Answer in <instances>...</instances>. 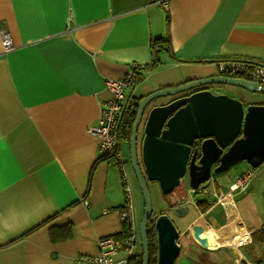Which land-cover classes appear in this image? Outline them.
<instances>
[{"label": "crops", "instance_id": "crops-1", "mask_svg": "<svg viewBox=\"0 0 264 264\" xmlns=\"http://www.w3.org/2000/svg\"><path fill=\"white\" fill-rule=\"evenodd\" d=\"M1 31L10 35L13 49L4 52L0 37V264H77L78 257L95 255L99 239L121 234L125 186L138 230L144 202L129 144H120L119 165L101 157L89 132L102 104L112 99L107 81L150 65L156 55L157 66L125 91L136 102L219 76V60L264 65V0H0ZM156 40L167 43L154 53ZM225 89L215 93L226 92L245 107L264 105L260 93ZM170 99L158 98L145 109L137 151L147 112ZM248 168L235 177L215 175L198 191L181 186L165 196L172 197L173 208L188 207L178 217L174 264H264L262 249L249 246L251 234L264 229V166L243 192L228 193ZM225 193L248 238L235 248H203L193 229L219 231L227 211L217 199ZM202 199L215 200L204 213L196 206ZM123 255L120 250L114 259ZM140 255L137 236L130 260Z\"/></svg>", "mask_w": 264, "mask_h": 264}, {"label": "water", "instance_id": "water-1", "mask_svg": "<svg viewBox=\"0 0 264 264\" xmlns=\"http://www.w3.org/2000/svg\"><path fill=\"white\" fill-rule=\"evenodd\" d=\"M212 84L264 95V85L258 81L210 76L154 91L137 104L128 144L129 163L144 202L138 226L142 264H148L146 228L152 215L147 182L156 183L162 196H168L187 177L195 192L208 184L211 173L222 174L242 161L251 169L264 163V105L245 107L239 99L201 88ZM163 97L171 99L146 114L138 158V129L145 109ZM172 210L181 217L188 207ZM153 229L156 264H174L180 253L177 228L168 215L161 214L155 218ZM203 233L200 226L193 229V238L205 248Z\"/></svg>", "mask_w": 264, "mask_h": 264}, {"label": "built area", "instance_id": "built-area-1", "mask_svg": "<svg viewBox=\"0 0 264 264\" xmlns=\"http://www.w3.org/2000/svg\"><path fill=\"white\" fill-rule=\"evenodd\" d=\"M168 0H160L164 5ZM1 46L4 52L13 49L10 35L0 32ZM140 66H133L131 72L123 79L117 81H107L106 86L112 95V99L103 103L96 125L89 128V132L96 136L99 142V152L102 158L113 160L115 163H123V155L120 150L118 124L124 109L127 105H132L133 101L125 97V91L129 89L134 81L133 71ZM216 68L219 76L234 77L248 81H258L264 85V66H250L242 62H218ZM255 178L251 168L243 172L237 182L230 187L229 192H243L246 187ZM126 203L121 211V219L130 223L129 235L122 240L114 237L101 238L97 242V253L92 256H81L77 258V264H129L132 252L137 241V231L131 224V205L129 189L125 186ZM219 202V198L217 199ZM122 250L126 257L121 260H115L114 255Z\"/></svg>", "mask_w": 264, "mask_h": 264}, {"label": "trees", "instance_id": "trees-1", "mask_svg": "<svg viewBox=\"0 0 264 264\" xmlns=\"http://www.w3.org/2000/svg\"><path fill=\"white\" fill-rule=\"evenodd\" d=\"M167 43L166 41H161V40H156L153 48H154V53L157 51L158 48L164 49L165 46L162 45ZM163 47V48H161ZM242 62L246 63L250 66H264L261 64H257L255 62L251 61H240V60H219V62ZM218 62V61H217ZM215 63V62H214ZM158 64L156 55L154 57V61L147 66H140L138 69H134L133 71V76H134V81L138 80V78H141V72H148L151 71L154 67H156ZM133 81V83H135ZM133 101V100H131ZM140 100L132 103V105H127L126 109H124L122 116L120 118L119 124H118V135H119V141L120 142H129L130 136H131V129L132 125L134 123L136 113H137V104ZM250 168V167H249ZM148 188V184H147ZM215 203V200H197L196 206L198 210L201 213H204L207 211L213 204ZM171 208L175 207V205H170ZM153 222L154 220L152 218L149 219L147 228H146V234H147V240H148V264H156V239H155V234H154V229H153ZM129 230H130V223L128 221H123L122 222V231L121 234L118 236L117 240H122L123 238H126L129 235ZM249 246H258L262 249L263 255H264V229H259L251 234V243ZM131 262L130 264H142V255L138 257V259H131L129 260ZM253 264H262L261 260H254L253 259Z\"/></svg>", "mask_w": 264, "mask_h": 264}, {"label": "bare ground", "instance_id": "bare-ground-1", "mask_svg": "<svg viewBox=\"0 0 264 264\" xmlns=\"http://www.w3.org/2000/svg\"><path fill=\"white\" fill-rule=\"evenodd\" d=\"M219 203L224 206L227 211V221L223 224L219 231L208 230L202 236L206 238L205 248L214 250L217 248H235L237 244H241L248 238V231L245 227L239 226L240 220L233 201L229 195L221 198ZM233 230L228 231V229Z\"/></svg>", "mask_w": 264, "mask_h": 264}, {"label": "rangeland", "instance_id": "rangeland-1", "mask_svg": "<svg viewBox=\"0 0 264 264\" xmlns=\"http://www.w3.org/2000/svg\"><path fill=\"white\" fill-rule=\"evenodd\" d=\"M226 94V92H224ZM232 95V94H231ZM255 95H258V94H255ZM232 97V96H230ZM257 97V96H256ZM234 98V97H232ZM237 99V98H236ZM244 104V102H243ZM141 127V126H140ZM140 127H139V130H138V136L140 137ZM139 142V141H138ZM139 151V150H138ZM248 164L246 162H240V163H237L235 164L234 166L230 167L226 172L224 173H227L225 176L226 177H235L237 176L243 169L247 168ZM262 166H264V163L262 165H260L258 168L256 169H252L253 173L259 171ZM221 175V174H220ZM215 176V175H212V177ZM216 176H219V175H216ZM256 176V175H255ZM222 180V178H219ZM229 179V178H228ZM230 179H235V178H230ZM185 187L186 188H189V185H188V178L185 177L184 179V182L182 184H180L179 187H177L174 192L177 190L179 191L180 187ZM185 188H181V190H183ZM148 191H149V195H150V199H151V204H152V215H151V218L153 220H155V218L161 214H166L170 217V219L172 220V222L174 223L175 227H178V216L173 213V211L171 210V207H169V205H171V202L173 201L172 197H165V196H162L159 188H158V185L156 183H149L148 185ZM174 192L171 196H174ZM229 193V191H228ZM228 193H225V195H228ZM192 207H190L191 209ZM194 212V210H192V213ZM190 220V219H189ZM225 222V221H224ZM137 235H138V230H137ZM125 257V255H123V258Z\"/></svg>", "mask_w": 264, "mask_h": 264}, {"label": "flooded vegetation", "instance_id": "flooded-vegetation-1", "mask_svg": "<svg viewBox=\"0 0 264 264\" xmlns=\"http://www.w3.org/2000/svg\"><path fill=\"white\" fill-rule=\"evenodd\" d=\"M216 64V63H215ZM226 86H215V85H206V86H203L201 87L202 89H206V90H209L211 92H215V91H218V92H222L224 89H225ZM228 88V87H227ZM226 90V89H225ZM217 164L213 165L212 169L216 166ZM212 169H211V172H212ZM211 177H212V173H211ZM149 185V184H148ZM172 210V209H171Z\"/></svg>", "mask_w": 264, "mask_h": 264}]
</instances>
